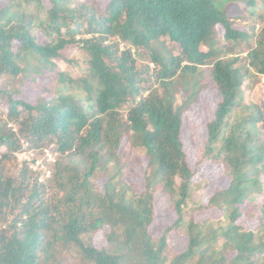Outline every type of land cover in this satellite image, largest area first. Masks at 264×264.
<instances>
[{
  "label": "trees",
  "instance_id": "obj_1",
  "mask_svg": "<svg viewBox=\"0 0 264 264\" xmlns=\"http://www.w3.org/2000/svg\"><path fill=\"white\" fill-rule=\"evenodd\" d=\"M97 1L0 0V264H264V97L243 105V87L264 78V24L244 46L227 0ZM18 76L34 100L11 85ZM205 88L220 101L202 155L229 183L199 205L181 130ZM135 153L148 160L141 185L122 161ZM162 203L176 219L155 239ZM209 208L217 220H194ZM241 216L257 227L244 231ZM181 232L186 248L169 256ZM219 240L231 260L210 252Z\"/></svg>",
  "mask_w": 264,
  "mask_h": 264
},
{
  "label": "rangeland",
  "instance_id": "obj_2",
  "mask_svg": "<svg viewBox=\"0 0 264 264\" xmlns=\"http://www.w3.org/2000/svg\"><path fill=\"white\" fill-rule=\"evenodd\" d=\"M45 6H49L48 0H41ZM228 2H223L221 6V10L227 11V16L231 21H235L236 26L239 27L240 31L244 33H248L250 35V39L247 41H242L243 45L250 44V46H254L255 37L253 32H260L263 24L257 19L256 16L264 15V0H255V5L251 8L246 7V5L241 2L239 6L231 4L229 0ZM230 2V3H229ZM107 3V0H98L97 6L100 8H104ZM229 4V5H228ZM252 14V15H251ZM254 15V16H253ZM219 34H223L220 30ZM219 43V42H218ZM123 45H121L122 48ZM126 46V45H125ZM166 47L170 49L173 47L172 43H167ZM237 50L235 53L232 52L229 55L234 56V54L238 53ZM246 54V53H245ZM244 54V55H245ZM67 56L71 58V60H76L79 64H84L85 55L83 52L78 50L77 48H69L67 52ZM139 66L143 64H148L149 59L146 56H140L138 59ZM66 62H59V69L63 70L66 68ZM68 65V64H67ZM70 74L72 77L78 78L83 77L82 71L77 70L76 68L70 69ZM23 76H18L14 80H12L11 85L14 86V89L21 90L27 94V98L31 101L34 100L36 94L30 93L24 87L20 86V80ZM3 81H6L2 79ZM46 83V82H45ZM248 80L246 81V84ZM243 105H248L250 103H255L264 97V78L259 77L256 80V84L253 88H244L243 87ZM178 99H181L178 97ZM220 101V96L217 91L212 90L210 88H205L199 92V98L196 105L192 106L188 111H186L183 115V126L181 130V140L183 143V150L186 154L187 163L189 168L195 172L194 180L192 182V186L199 187L195 190L192 187V201L193 203H199V205L205 204L208 202L209 198L212 196L215 190L225 189L228 186L229 180L223 173L224 169L220 166H217L215 162L209 160H205L202 155V147L206 142V138L208 135L207 125L213 121L215 109L217 104ZM179 102H181L179 100ZM130 104L124 105L120 111H126L129 108ZM233 125V118L229 119L228 126L226 127L225 135H227ZM125 140H123V143ZM26 150V148H24ZM215 155H222L224 152H220L219 146H216V150H214ZM29 152V150H28ZM47 152V151H46ZM128 153V151L125 150ZM31 156H34V153H29ZM128 155V154H127ZM125 156L122 161L127 160L125 173L130 177L129 180L136 182L137 184H142L143 173L148 164V160L144 155L138 156L137 153L131 155L128 159ZM29 158L26 155V152L23 153L22 159L25 160ZM44 157H42L43 159ZM39 156L37 158L38 162L41 163L43 160ZM47 159H51L53 161L54 156H51L49 153L47 154ZM19 159L18 162L23 161ZM38 163V164H39ZM36 168V167H34ZM222 171V172H221ZM45 173V172H44ZM45 177H49L50 172L45 173ZM208 182V184H207ZM264 198V196H261ZM164 208L159 205L158 208L155 209V222L154 226L156 227V234L154 236L155 239H158L161 235V231L167 226L171 225L175 219L176 215L171 213L167 209V204L162 203ZM199 205H195L190 208H197ZM160 208V209H159ZM219 209L217 208H209L208 210L201 211L197 213L195 216V221L202 222L205 220H209L211 223L212 220H217L219 215ZM257 219V218H255ZM250 219L247 216H241L237 221V225H240L244 228V231L256 228L258 225V219ZM225 227V225H221ZM218 224H214L213 228H218ZM184 232V231H183ZM103 239V234L101 235ZM188 240L185 238L183 233H178L173 235L170 240L166 244V252L169 256H173L174 252H182L187 245ZM210 252H215L217 255H224L228 260H231L235 255L236 251L231 250V241H223L219 240L216 245H214ZM206 253L204 254V256ZM207 257V256H205ZM200 256H198L199 260ZM197 260V261H198ZM202 261L200 264H203ZM257 259L254 261V264H257Z\"/></svg>",
  "mask_w": 264,
  "mask_h": 264
},
{
  "label": "clouds",
  "instance_id": "obj_3",
  "mask_svg": "<svg viewBox=\"0 0 264 264\" xmlns=\"http://www.w3.org/2000/svg\"><path fill=\"white\" fill-rule=\"evenodd\" d=\"M262 24H264V23H262ZM262 28H263V26H262ZM240 30V29H239ZM262 30V29H261ZM260 30V31H261ZM257 33H259V32H257ZM257 33H255V31L253 32V35H255V34H257ZM251 37H250V35H249V38H244V39H242L241 41H247L248 39H250ZM256 39V38H255Z\"/></svg>",
  "mask_w": 264,
  "mask_h": 264
},
{
  "label": "built area",
  "instance_id": "obj_4",
  "mask_svg": "<svg viewBox=\"0 0 264 264\" xmlns=\"http://www.w3.org/2000/svg\"><path fill=\"white\" fill-rule=\"evenodd\" d=\"M47 173V172H46Z\"/></svg>",
  "mask_w": 264,
  "mask_h": 264
}]
</instances>
